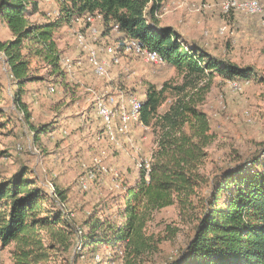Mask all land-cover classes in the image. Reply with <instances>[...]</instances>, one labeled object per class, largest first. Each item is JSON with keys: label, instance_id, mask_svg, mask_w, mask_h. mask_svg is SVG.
I'll use <instances>...</instances> for the list:
<instances>
[{"label": "trees", "instance_id": "1", "mask_svg": "<svg viewBox=\"0 0 264 264\" xmlns=\"http://www.w3.org/2000/svg\"><path fill=\"white\" fill-rule=\"evenodd\" d=\"M52 1L55 17L32 21L40 0H0V21L13 35L0 40V52L21 90L39 79L32 73L33 61L37 69L48 68L55 81L66 78L57 31L92 15L102 17L103 35L118 25L121 42L136 40L157 56L158 64L174 68L181 82L149 84L140 121L155 136L150 169H140L139 178L123 188L113 214L89 221L87 235L79 236L62 192L57 190L55 199L37 187L28 174L31 168L22 166L0 178V252L8 249L13 264H49L53 253L69 250L76 236L93 258L105 246L123 264H145L164 240L176 236L178 229L169 225L165 236L149 231L157 212L176 205L189 229L178 256L166 264H264V149L207 172L216 133L201 109L217 75L250 81L255 70L163 26L159 11L164 0ZM231 13L237 12L225 15Z\"/></svg>", "mask_w": 264, "mask_h": 264}, {"label": "rangeland", "instance_id": "2", "mask_svg": "<svg viewBox=\"0 0 264 264\" xmlns=\"http://www.w3.org/2000/svg\"><path fill=\"white\" fill-rule=\"evenodd\" d=\"M221 1L167 0L170 8H165L161 16L163 26L189 25L201 30L215 55L255 70L250 81H241L239 91L231 87L232 81L221 76L213 80L201 106L211 117V129L216 133L209 149L207 172L233 165L241 154L264 149V12L258 16L238 11L225 15ZM56 10L54 1L40 0L39 10L31 20L53 18ZM84 22L57 31L59 49L64 59H70L62 64L67 70L63 81H55L48 68L37 69L39 65L33 61L32 73L39 79L21 90L7 58L0 52V178L11 177L22 166L31 168L28 174L36 180L37 187H44L48 195L55 193L51 195L55 199L57 190L66 197L65 209L80 230L79 236L90 232L92 218H104L117 210L123 188L139 178L141 164L152 160L155 147L153 132L140 123H133L128 133L112 141L97 115L91 91L122 90L143 100L149 84L161 87L164 83L181 82L174 68L147 63L138 55L123 51H118L120 63L111 66L108 76H96L75 38L78 30L86 32L88 38ZM95 24L103 32L102 21L96 19ZM220 26H226L225 35L218 33ZM206 29L209 35L204 34ZM12 38L7 25L0 21V40ZM89 41L101 51L121 43L117 32ZM166 108L167 104L162 109ZM97 159L101 165L95 167ZM94 167L96 178L88 189L82 188V178ZM168 225L178 229L176 236L164 240L158 251L147 256L145 264H166L178 256V249L186 242L189 223L176 205L157 212L149 231L165 236ZM73 239L70 249L55 251L49 264H123L111 249L103 246L93 258L80 238ZM0 264H13L8 249L0 254Z\"/></svg>", "mask_w": 264, "mask_h": 264}, {"label": "built area", "instance_id": "3", "mask_svg": "<svg viewBox=\"0 0 264 264\" xmlns=\"http://www.w3.org/2000/svg\"><path fill=\"white\" fill-rule=\"evenodd\" d=\"M165 8L166 7L163 4L159 11L160 18ZM220 8L224 14H228L230 11H238L247 15H261L264 12V0H222L220 3ZM96 19H100L102 21V17L100 15L87 16L85 19L78 20L80 22H84L83 20H86L84 23L88 26V38L86 36V32H81L80 30H78L75 34L78 46L80 50L86 55L87 63L96 76H108L111 66L120 63L118 51H123L127 54L138 55L147 63H158L157 56L153 52L140 45L136 40L125 39L119 43L118 47L109 45L102 51L96 46H93L96 43L90 42L89 39L98 41L99 37L102 36V30L95 24ZM112 31L118 32V25H115L112 28ZM226 32V26H220L218 28V33L220 35H225ZM204 34L209 35L210 31L206 29ZM68 62H70V59L66 58L63 60L64 64ZM231 87L235 91L242 89L240 81H232ZM91 92L93 95L91 98L95 101L97 115L102 119L104 123V129L106 130V135L112 141H116L120 135L128 133L131 130L133 123H140L141 125H144L140 121L142 99L136 95L127 94L122 90H103L99 92L92 90ZM150 162L142 163L140 169H146L149 171ZM100 165L101 160L97 159L95 161V167ZM95 167L89 170L82 178V188L88 189L90 187V183L96 178L97 168ZM51 195L54 196L55 193H52Z\"/></svg>", "mask_w": 264, "mask_h": 264}, {"label": "crops", "instance_id": "4", "mask_svg": "<svg viewBox=\"0 0 264 264\" xmlns=\"http://www.w3.org/2000/svg\"><path fill=\"white\" fill-rule=\"evenodd\" d=\"M164 2H163V4L166 7V9H169L170 8L169 7L170 5H169V3H166L167 0H164ZM165 4H168V5L166 6ZM174 4L178 5L179 3L178 2H175ZM196 22H197V24H199V19ZM162 24H163V22H162ZM165 26H170V27H173V28L179 30L181 32V34L184 36V38L186 40H188L189 42H198V43H201V44L205 45V47H207L208 49H210L211 51H213L212 50V47L210 46V42L207 39H204V37L202 36L201 30L200 31L199 30H195V29L193 30V29H191V27L189 25H187V27H181L179 25H172V24L166 23ZM1 253L2 252H0V254Z\"/></svg>", "mask_w": 264, "mask_h": 264}]
</instances>
